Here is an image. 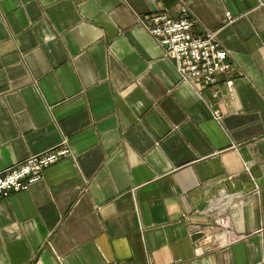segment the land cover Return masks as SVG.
<instances>
[{"label": "crops", "instance_id": "obj_1", "mask_svg": "<svg viewBox=\"0 0 264 264\" xmlns=\"http://www.w3.org/2000/svg\"><path fill=\"white\" fill-rule=\"evenodd\" d=\"M183 9L216 88L149 32ZM63 146L0 201V264H264V0H0V173Z\"/></svg>", "mask_w": 264, "mask_h": 264}, {"label": "built area", "instance_id": "obj_2", "mask_svg": "<svg viewBox=\"0 0 264 264\" xmlns=\"http://www.w3.org/2000/svg\"><path fill=\"white\" fill-rule=\"evenodd\" d=\"M182 13L181 18H172L167 13L153 16L149 32L164 49L166 59L174 63L183 83L216 88L219 77L231 71L228 53L213 35H196L195 21L190 18L187 9H183ZM231 22V13H226V24ZM233 85L231 80L226 83L231 91ZM71 156V150L63 146L29 157L1 172L0 201L29 190L43 180L47 168Z\"/></svg>", "mask_w": 264, "mask_h": 264}, {"label": "rangeland", "instance_id": "obj_3", "mask_svg": "<svg viewBox=\"0 0 264 264\" xmlns=\"http://www.w3.org/2000/svg\"><path fill=\"white\" fill-rule=\"evenodd\" d=\"M177 70V69H176Z\"/></svg>", "mask_w": 264, "mask_h": 264}]
</instances>
